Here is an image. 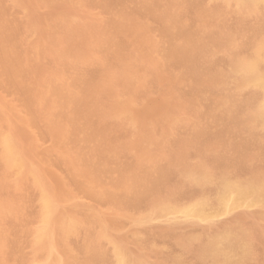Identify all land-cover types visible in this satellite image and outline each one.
I'll return each instance as SVG.
<instances>
[{
	"label": "rangeland",
	"instance_id": "obj_1",
	"mask_svg": "<svg viewBox=\"0 0 264 264\" xmlns=\"http://www.w3.org/2000/svg\"><path fill=\"white\" fill-rule=\"evenodd\" d=\"M263 12L0 0V264H264Z\"/></svg>",
	"mask_w": 264,
	"mask_h": 264
},
{
	"label": "bare ground",
	"instance_id": "obj_2",
	"mask_svg": "<svg viewBox=\"0 0 264 264\" xmlns=\"http://www.w3.org/2000/svg\"><path fill=\"white\" fill-rule=\"evenodd\" d=\"M16 1H17V0H16ZM69 1H70V0H69ZM77 1H78V0H77ZM261 1H262V0H261ZM263 1H264V0H263ZM18 2H19V1H18ZM38 2H39V1H38ZM71 2H72V1H71ZM80 2H81V1H80ZM19 3H20V2H19ZM221 3H222V2H221ZM231 3H232V2H231ZM79 4H80V3H79ZM233 4H234V3H233ZM262 4H263V3H262ZM225 5H226V4H225ZM231 5H232V4H231ZM260 6H261V5H260ZM48 9H49V8H48ZM77 9H80V8H77ZM235 9H236V8H235ZM52 10H53V9H52ZM261 10H262V8H261ZM48 12H49V11H48ZM59 12H60V11H59ZM59 12H57V13H59ZM1 13H2V12H1ZM50 13H51V12H50ZM263 13H264V12H263ZM46 14H47V13H46ZM48 14H49V13H48ZM3 15H4V14H3ZM57 15H58V14H57ZM95 15H96V14H95ZM262 15H263V14H262ZM46 16H47V15H45V17H46ZM49 16H50V15H49ZM240 16H242V14H240ZM252 16H253V15H252ZM257 16H258V15H257ZM0 17H1V16H0ZM61 17H62V16H61ZM260 17H261V16H260ZM263 17H264V16H263ZM4 18H5V17H4ZM47 18H48V16H47ZM58 18H59V17H58ZM256 18H258V17H256ZM0 19H1V18H0ZM54 19H55V18H54ZM56 19H57V18H56ZM261 19H262V17H261ZM75 20H76V19H75ZM77 20H78V19H77ZM262 20H263V19H262ZM2 21H3V20H2ZM61 22H62V21H61ZM263 22H264V21H263ZM3 23H4V22H3ZM74 23H75V22H74ZM259 24H260V23H259ZM259 24H258V25H259ZM1 25H2V24H1ZM48 25H49V24H48ZM48 25H47V26H48ZM67 26H68V25H67ZM255 26H256V25H255ZM41 27H42V26H41ZM48 27H49V26H48ZM261 27H262V26H261ZM28 28H29V27H28ZM69 28H70V27H69ZM256 28H257V27H256ZM0 29H1V28H0ZM10 29H11V28H10ZM32 29H33V28H32ZM254 29H255V28H254ZM257 29H258V28H257ZM262 30H263V29H262ZM9 31H10V30H9ZM259 31H261V30H259ZM50 32H51V31H50ZM53 32H54V31H53ZM253 32H254V31H253ZM0 33H1V32H0ZM13 33H14V32H13ZM39 33H40V32H39ZM40 34H41V33H40ZM40 34H39V35H40ZM141 34H142V33H141ZM141 34H140V35H141ZM145 34H146V33H145ZM145 34H144V35H145ZM263 34H264V33H263ZM0 35H1V34H0ZM7 35H8V34H7ZM14 35H15V34H14ZM258 35H259V34H258ZM250 36H251V35H250ZM252 36H253V35H252ZM260 36H261V35H260ZM2 37H3V36H2ZM8 37H9V35H8ZM10 37H11V36H10ZM12 37H13V36H12ZM42 37H43V36H42ZM141 37H142V36H141ZM4 38H6V37H4ZM13 38H14V37H13ZM62 38H63V37H62ZM135 38H138V37H135ZM10 39H11V38H10ZM32 39H33V38H32ZM189 39H191L190 36H189ZM223 39H224V37H223ZM228 39H229V38H228ZM8 40H9V39H8ZM11 40H12V39H11ZM14 40H15V39H14ZM133 40H134V39H133ZM162 40L164 41V39H162ZM173 40H174V38H173ZM231 40H232V39H231ZM1 41H4V40H1ZM1 41H0V42H1ZM36 41H37V40H36ZM40 41H41V38H40ZM42 41H44V40H42ZM91 41H92V40H91ZM163 41H162V42H163ZM175 41H176V40H175ZM187 41H188V40H187ZM254 41H255V40H254ZM8 42H9V41H8ZM37 42H38V41H37ZM136 42H137V41H136ZM142 42H143V41H142ZM173 42H174V41H173ZM250 42H251V40H250ZM9 43H10V42H9ZM39 43H40V42H39ZM43 43L45 44V42H43ZM43 43H42V45H43ZM58 43H59V42H58ZM90 43H91V42H90ZM143 43H144V42H143ZM143 43H142V44H143ZM160 43H161V42H160ZM160 43H159V44H160ZM163 43H164V42H163ZM251 43H253V42H251ZM32 44H33V43H32ZM35 44H36V43H35ZM40 44H41V43H40ZM56 44H57V43H56ZM62 44H63V43H62ZM142 44H141V45H142ZM156 44H157V43H156ZM159 44H158V45H159ZM161 44H162V43H161ZM33 45H34V44H33ZM154 45H155V44H154ZM184 45H185V44H184ZM8 46H9V45H8ZM13 46H14V44H13ZM13 46H12L11 48H13ZM15 46H16V44H15ZM28 46H30V45H28ZM48 46H50V45L48 44ZM48 46H47V49H48ZM69 46H70V45H69ZM137 46H138V45H137ZM155 46H156V45H155ZM164 46H165V45H164ZM188 46H189V45H188ZM230 46H231V45H230ZM250 46H251V45H250ZM2 47H3V46H2ZM38 47H39V45H38ZM41 47H42V46H41ZM50 47H52V46H50ZM71 47H72V46H71ZM139 47H140V46H139ZM141 47H142V46H141ZM145 47H146V46H145ZM170 47H171V46H170ZM177 47H179V46H177ZM182 47H183V46H182ZM6 48H7V47H6ZM25 48H26V47H25ZM27 48H28V47H27ZM45 48H46V47H45ZM52 48H53V47H52ZM92 48H93V47H92ZM154 48H157V47H154ZM158 48H160V47H158ZM173 48H174V47H173ZM251 48H252V47H251ZM1 49H2V48H1ZM36 49H37V48H36ZM50 49H51V48H50ZM73 49H74V48H73ZM83 49H84V48H83ZM89 49H90V48H89ZM95 49H96V48H95ZM95 49H94V50H95ZM138 49H139V48H138ZM138 49H137V50H138ZM249 49H250V48H249ZM40 50H42V48H41ZM43 50H44V49H43ZM52 50H53V49H52ZM142 50H143V49H142ZM142 50H141V51H142ZM157 50H158V49H157ZM6 51H7V50H6ZM12 51H13V49H12ZM27 51H28V50H27ZM29 51H30V50H29ZM37 51H38V49H37ZM50 51H51V50H50ZM153 51H154V50H153ZM174 51H175V50H174ZM176 51H178V50H176ZM59 52H60V51H59ZM64 52H65V51H64ZM70 52H71V51H70ZM150 52H151V51H150ZM3 53L5 54V51H4ZM8 53H9V51H8ZM10 53H11V52H10ZM10 53H9V54H10ZM13 53H14V51H13ZM24 53H25V52H24ZM29 53H30V52H29ZM56 53H57V52H56ZM144 53H145V52H144ZM153 53H154V52H153ZM161 53H162V52H161ZM246 53H247V52H246ZM33 54H34V53H33ZM52 54H53V53H52ZM147 54H148V53H147ZM157 54H158V53H157ZM162 54H163V53H162ZM162 54H161V55H162ZM189 54H190V53H189ZM189 54H188V56H189ZM249 54H250V53H249ZM249 54H248V55H249ZM13 55H14V54H13ZM137 55H138V54H137ZM148 55H149V54H148ZM155 55H156V54H155ZM184 55H185V53H184ZM1 56H2V55H1ZM7 56H8V55H7ZM7 56H6V57H7ZM9 56H10V55H9ZM58 56H59V55H58ZM95 56H97V55H94V57H95ZM174 56H175V55H174ZM241 56H242V55H241ZM241 56H240V57H241ZM245 56H246V55H245ZM4 57H5V56H4ZM36 57H37V56H36ZM138 57H139V56H138ZM161 57H162V56H161ZM33 58H35V57H33ZM50 58H52V57H50ZM62 58H63V57H62ZM141 58H142V56H141ZM154 58H155V57H154ZM169 58H170V57H169ZM173 58H174V57H173ZM230 58H232V56H231ZM256 58H257V57H256ZM256 58H255V59H256ZM7 59H8V58H7ZM9 59H10V58H9ZM39 59H40V58H39ZM59 59H60V58H59ZM65 59H66V58H65ZM70 59H71V58H70ZM95 59H96V58H95ZM99 59H100V58H99ZM137 59H139V58H137ZM177 59H178V58H177ZM177 59H176V60H177ZM189 59H190V58H189ZM248 59H249V57H248ZM13 60H15V59H13ZM35 60H36V59H35ZM53 60H54V59H53ZM62 60H63V59H62ZM62 60H61V61H62ZM67 60H68V59H67ZM140 60H141V59H140ZM162 60H163V59H162ZM165 60H166V59H165ZM229 60H230V59H229ZM2 61H5V60H2ZM17 61H18V60H17ZM55 61H56V60H55ZM65 61H66V60H65ZM91 61H92V60H91ZM91 61H90V62H91ZM159 61H160V59H159ZM6 62H7V61H5V63H6ZM20 62H21V61H20ZM93 62H94V61H93ZM100 62H101V61H100ZM100 62H99V63H100ZM156 62H157V61H156ZM7 63H8V62H7ZM7 63H6V64H7ZM12 63H13V61H12ZM12 63H10V65H11ZM17 63H18V62H17ZM22 63H23V62H22ZM60 63H61V62H60ZM60 63H59V64H60ZM63 63H64V61H63ZM70 63H71V62H70ZM70 63H69V64H70ZM93 64H94V63H93ZM102 64H103V62H102ZM148 64H149V63H148ZM163 64H164V62H163ZM167 64H168V63H167ZM167 64H166V65H167ZM230 64H231V63H230ZM259 64H260V62H259ZM14 65H15V64H14ZM14 65H12V66H14ZM20 65H21V64H20ZM52 65H53V64H52ZM74 65H75V64H74ZM77 65H78V64H77ZM89 65H90V64H89ZM146 65H147V63H146ZM168 65H169V64H168ZM15 66H16V65H15ZM159 66H160V65H159ZM163 66H164V65H163ZM17 67H18V66H17ZM17 67H16V68H17ZM165 67H166V66H165ZM256 67H257V66H256ZM12 68H13V67H12ZM8 69H10V68H8ZM160 69H161V68H160ZM258 69H259V67H258ZM261 69H262V68H261ZM11 70H12V69H11ZM14 70H15V68H14ZM11 72H13V71H11ZM11 72H10V73H11ZM228 72H229V71H228ZM228 72H226V73H228ZM14 73H15V72H14ZM14 73H13V74H14ZM8 74H9V73H8ZM58 74H59V73H58ZM217 74H218V73H217ZM217 74H216V75H217ZM11 75H12V73H11ZM17 75H18V74H17V72H16V75H15V76H17ZM224 75H225V74H224ZM217 76H218V75H217ZM222 76H223V75H222ZM231 76H232V75H231ZM233 76H234V75H233ZM13 77H14V76H13ZM17 77H18V76H17ZM214 77H215V76H214ZM235 77H236V76H235ZM263 77H264V76H263ZM253 78H254V77H253ZM16 79H17V78H16ZM216 79H218V78H216ZM216 79H215V80H216ZM219 79H220V78H219ZM235 79H236V78H235ZM220 80H221V79H220ZM220 80H219V81H220ZM229 80H230V79H229ZM240 80H241V79H240ZM220 82H221V81H220ZM225 86H226V85H225ZM257 86H258V85H257ZM227 87H228V86H227ZM230 87H231V86H230ZM231 88H232V87H231ZM231 88H230V89H231ZM233 88H234V87H233ZM230 89H229V90H230ZM241 91H242V90H241ZM248 91H249V89H248ZM250 91H252V90H250ZM245 92H247V91H245ZM237 93H238V92H237ZM237 93H236V94H237ZM254 93H255V92H254ZM238 94H239V93H238ZM252 94H253V93H252ZM252 94H251V95H252ZM229 95H230V94H229ZM234 95H235V94H234ZM241 95H242V94H241ZM243 95H244V94H243ZM246 95H247V94H246ZM256 95H257V94H256ZM260 95H261V94H260ZM232 96H233V95H232ZM236 96H237V95H236ZM258 96H259V95H258ZM261 96H262V95H261ZM233 97H234V96H233ZM252 97H253V95H252ZM252 97H251V99H252ZM249 98H250V96H249V94H248V99H249ZM262 98H263V97H261V99H262ZM225 99H226V98H225ZM232 99H233V98H232ZM243 99H244V96H243L242 100H243ZM122 100H123V99H122ZM233 100H234V99H233ZM120 101H121V99H120ZM230 101H231V100H230ZM248 101H249V100H248ZM137 102H138V101H137ZM233 102H235V101H233ZM236 102H238V101H236ZM256 102H257V101H256ZM254 103H255V102H254ZM239 104H242V101H241V103H239ZM245 104H247V103H245ZM245 104H243V105H245ZM250 104H251V102H250ZM250 104L248 103V105H250ZM233 105H234V104H233ZM235 106H236V105H235ZM251 106H252V105H251ZM255 106H256V105H255ZM1 107H3V105H2ZM236 107H237V106H236ZM236 107H235V108H236ZM240 107H241V106H240ZM252 107H253V106H252ZM3 108H4V107H3ZM238 108H239V107H238ZM243 109H244V108H243ZM148 110H149V109H148ZM148 110H147V112H148ZM234 110L237 111L236 109H234ZM234 110H233V111H234ZM250 110H251V109H250ZM250 110H248V111H250ZM60 111H61V110H60ZM229 111H230V109H229ZM233 111H232V112H233ZM243 111H244V110H243ZM237 112H238V111H237ZM237 112H236V113H237ZM233 113H234V112H233ZM146 114H148V113H146ZM155 114H156V113H155ZM244 114H245V113H244ZM246 114H247V113H246ZM246 114H245V115H246ZM149 115H151V114H149ZM151 116H153V115H151ZM159 116H160V115H159ZM163 116H164V114H163ZM234 116H235V115H234ZM234 116H233V117H234ZM236 116H237V115H236ZM248 116H249V115H248ZM248 116H247V118H249ZM238 118H239V117H238ZM238 118H237L236 120H238ZM257 118H258V117H257ZM126 120H127V119H126ZM249 121H250V120H249ZM259 121H260V120H259ZM240 122H242V121L240 120ZM261 122H262V121H261ZM232 123H233V122H232ZM257 123H258V120H257ZM142 124H143V123H142ZM240 125H241V123H240ZM258 125H259V124H258ZM232 127H233V126H232ZM234 127H235V126H234ZM238 127H239V126H238ZM236 128H237V127H236ZM250 128H251V127H250ZM237 129H238V128H237ZM257 129H258V128H257ZM259 132H260V131H259ZM259 132H258V133H259ZM253 133H255V132H253ZM193 134H195V132H194ZM196 134H197V133H196ZM198 134H199V133H198ZM254 135H255V134H254ZM258 135H260V134H258ZM12 138L14 139L15 137H12ZM15 139H16V138H15ZM158 139H159V138H158ZM16 144H17V142H16ZM21 148H22V147H21ZM21 148H20V149H21ZM22 149H23V148H22ZM22 149H21V150H22ZM18 150H19V148H18ZM19 151H20V150H19ZM22 151H23V150H22ZM23 152H24V151H23ZM20 153H21V152H20ZM142 153H143V152H142ZM144 153H145V152H144ZM146 153H147V152H146ZM21 154H22V153H21ZM24 154H25V153H24ZM151 157H152V156H151ZM216 157H217V156H216ZM217 158H218V157H217ZM26 159H27V158H26ZM185 159H186V158H185ZM149 160H150V159H149ZM206 160H207V159H206ZM215 160H216V159H215ZM17 161H18V160H17ZM156 161H157V160H156ZM196 161H197V160H196ZM8 162H9V161H8ZM154 162H155V161H154ZM185 162H186V161H185ZM201 162H202V161H201ZM201 162H199V163H201ZM197 163H198V162H197ZM199 163H198V164H199ZM207 163H208V162H207ZM213 163H214V162H213ZM142 164H143V163H142ZM203 164H204V163H203ZM217 164H218V163H217ZM158 165H159V164H158ZM201 165H202V164H201ZM201 165H200V166H201ZM218 165H219V164H218ZM231 165H232V164H231ZM245 165H246V164H245ZM229 166H230V165H229ZM179 167H180V166H179ZM211 167H213V166H211ZM230 167H231V166H230ZM230 167H229V168H230ZM197 168H198V166H197ZM207 168H209V167L207 166ZM207 168H206V169H207ZM222 168H223V167H222ZM226 168H227V167H226ZM82 169H83V168H82ZM82 169H81V170H82ZM186 169H187V168H186ZM209 169H210V168H209ZM214 169H215V167H214ZM227 169H228V168H227ZM181 170H182V169H181ZM224 170H225V169H224ZM233 170H234V169H233ZM241 170H242V169H241ZM35 171H36V170H35ZM86 171H87V170H86ZM194 171H195V170H194ZM81 172H83V171H81ZM181 172H182V171H181ZM187 172H188V171H187ZM219 172H220V171H219ZM219 172H216V173H219ZM230 172H232V171H230ZM238 172H239V171H238ZM255 172H256V171H255ZM89 173H90V172H89ZM89 173H88V174H89ZM92 173H93V172H92ZM182 173H183V172H182ZM185 173H186V172H185ZM196 173H197V172H196ZM240 173H241V172H240ZM258 173H259V172H258ZM77 174H78V173H77ZM85 174H87V173H85ZM234 174H235V173H234ZM241 174H242V173H241ZM154 175H155V174H154ZM163 175H164V174H163ZM231 175H232V174H231ZM251 175H252V174H251ZM85 176H86V175H85ZM205 176H206V175H205ZM219 176H220V175H219ZM224 176H225V175H224ZM233 176H234V175H233ZM240 176L243 177V175H240ZM258 176H259V175H258ZM86 177H87V176H86ZM86 177H84V178H86ZM198 177H200V176H198ZM203 177H204V176H203ZM89 178H90V177H89ZM91 178H92V177H91ZM219 178H221V177H219ZM239 178H240V177H239ZM251 178H252V177H251ZM95 179H96V178H95ZM95 179H94V180H95ZM204 179H205V178H204ZM90 180H91V179H90ZM249 180H250V179H249ZM253 180H254V179H253ZM87 181H88V180H87ZM250 181H251V180H250ZM83 182H84V181H83ZM186 182H188V181H186ZM213 182H214V181H213ZM220 182H221V181H220ZM230 182H231V181H230ZM242 182H243V181H242ZM196 183H197V182H196ZM218 183H219V181H218ZM218 183H217V186L219 185ZM237 183H239V182H237ZM188 184H189V183H188ZM225 184H226V183H225ZM240 184H241V183H240ZM240 184H239V185H240ZM243 184H245V183H243ZM201 185H202V184H201ZM229 185H230V184H229ZM232 185H233V184H232ZM241 185H242V184H241ZM241 185H240V186H241ZM259 185H260V184H259ZM261 185H262V184H261ZM197 186H198V185H197ZM40 187H41V186H40ZM202 187H203V185H202ZM208 187H209V186H208ZM211 187H212V186H211ZM223 187H224V186H223ZM235 187H236V186H235ZM250 187H251V186H250ZM255 187H256V186H255ZM84 188H86V187H84ZM131 188L134 189L133 186H132ZM196 188H198V187H196ZM203 188H204V187H203ZM206 188H207V187H206ZM231 188H232V186H231ZM237 188H238V186H237ZM239 188H240V187H239ZM132 189H131V190H132ZM210 189H211V188H210ZM254 189H255V188H254ZM47 190H48V188H47ZM125 190H126V189H125ZM142 190H143V189H142ZM201 190H202V189H201ZM226 190H227V189H226ZM234 190H235V189H234ZM242 190H243V189H242ZM257 190H259V188H258ZM49 191H50V190H49ZM92 191H93V190H92ZM133 191H134V190H133ZM149 191H150V190H149ZM246 191H247V190H246ZM45 192H46V191H45ZM51 192H52V191H51ZM51 192H50V193H51ZM205 192H206V191H205ZM248 192H249V191H248ZM253 192H254V191H253ZM255 192H256V190H255ZM47 193H48V192H47ZM55 193H56V192H55ZM97 193H98V192H97ZM102 193H103V192H101V194H102ZM131 193H132V192H131ZM142 193H143V192H142ZM193 193H194V192H193ZM222 193H223V192L219 193V194H221V195H219V197H218V199H217V203H218L219 207L224 206V205L227 203L228 199H230V194H229L230 192H229V193L226 192V194H222ZM224 193H225V191H224ZM232 193H233V192H232ZM260 193H261V192H260ZM53 194H54V192H53ZM92 194H93V193H92ZM95 194H96V193H95ZM104 194H105V193H104ZM109 194H110V193H109ZM136 194H137V193H136ZM160 194H161V193H160ZM172 194H173V192H172ZM178 194H179V192H178ZM185 194H186V193H185ZM202 194H203V193H202ZM107 195H108V194H107ZM133 195H134V194H133ZM154 195H155V194H154ZM176 195H177V194H176ZM179 195H180V194H179ZM204 195H206V194H204ZM215 195H217V194H215ZM231 195H232V194H231ZM259 195H260V194H259ZM101 196H102V195H101ZM104 196H105V195H104ZM135 196H136V195H135ZM166 196H167V195H166ZM174 196H175V195H174ZM194 196H196V194H194ZM202 196H203V195H202ZM210 196H211V195H210ZM212 196H214V195H212ZM238 196H239V194H238ZM242 196H246V195H244V192H243V195H242ZM256 196H257V195H256ZM56 197H57V195H56ZM97 197H98V196H97ZM171 197H172V196H171ZM175 197H176V196H175ZM178 197H180V196H178ZM191 197H192V196H191ZM234 197H235V196H234ZM236 197H237V196H236ZM246 197H247V196H246ZM53 198H54V197H53ZM124 198H125V197H124ZM163 198H164V197H163ZM166 198H167V197H166ZM180 198H182V197H180ZM195 198H196V197H195ZM231 198H232V197H231ZM258 198H259V197H258ZM176 199H177V198H176ZM190 199H191V198H190ZM213 199H214V198H213ZM251 199H252V198H251ZM251 199H250V200H251ZM259 199H260V198H259ZM43 200H44V199H43ZM50 200H51V199H50ZM155 200H156V198H155ZM173 200H174V199H172V201H173ZM230 200H231V199H230ZM236 200H237V199H236ZM239 200H240V199H239ZM239 200L237 201V203L239 202ZM248 200H249V199H248ZM257 200H258V199H257ZM262 200H263V199H262ZM262 200H261V201H262ZM137 201H138V200H137ZM151 201H152V200H151ZM172 201H171V202H172ZM175 201H176V200H175ZM179 201H180V200H179ZM201 201H202V200H201ZM203 201H205V200H203ZM203 201H202V202H203ZM212 201H213V200H212ZM253 201H254V200H253ZM253 201H252V203H253ZM263 201H264V200H263ZM42 202H43V201H42ZM45 202H46V201H45ZM45 202H44V203H45ZM52 202H53V201H52ZM58 202H59V201H58ZM153 202H154V201H153ZM156 202H157V201H156ZM231 202H232V201H231ZM234 202H235V200H234ZM242 202H243V201H242ZM259 202H260V201H259ZM136 203H137V202H136ZM151 203H152V202H151ZM174 203H175V202H174ZM183 203H184V202H183ZM244 203H245V202H244ZM248 203H249V202H248ZM263 203H264V202H263ZM147 204H148V203H147ZM177 204H179V202H178ZM181 204H182V203H181ZM181 204H180V205H181ZM185 204H186V203H185ZM211 204H212V202H211ZM46 205H47V204H46ZM54 205H55V204H54ZM60 205H61V204H60ZM152 205H154V204H152ZM155 205H156V204H155ZM209 205H210V204H209ZM213 205H214V204H213ZM228 205H229V204H228ZM243 205H244V204H243ZM243 205H242V206H243ZM42 206H43V205H42ZM148 206H149V205H148ZM158 206H159V205H158ZM158 206H157V207H158ZM182 206H183V205H182ZM237 206H238V205H237ZM237 206H236V207H237ZM246 206H247V205H246ZM250 206H252V205H250ZM254 206H255V204H254ZM260 206H261V205H260ZM47 207H48V206H47ZM56 207H57V206H56ZM150 207H151V206H150ZM154 207H155V206H153L152 208H154ZM211 207H212V206H211ZM228 207H229V206H228ZM232 207H233V206H232ZM239 207H240V206H239ZM48 208H49V207H48ZM54 208H55V207H54ZM172 208H173V207H172ZM199 208H200V207H199ZM237 208H238V207H237ZM245 208H246V207H245ZM247 208H250V207L247 206ZM262 208H263V207H262ZM262 208H261L260 210H262ZM51 209H52V208H51ZM156 209H157V208H156ZM214 209H215V208H214ZM216 209H217V208H216ZM258 209H259V208H258ZM53 210H54V209H53ZM55 210H56V209H55ZM146 210H147V209H146ZM149 210H150V209H149ZM157 210H158V209H157ZM188 210H189V209H188ZM47 211H48V210H47ZM232 211H233V210H232ZM258 211H259V210H258ZM263 211H264V210H263ZM51 212H52V211H51ZM51 212H50V215H51ZM53 212H54V211H53ZM142 212H143V211H142ZM144 212H145V209H144ZM219 212H220V210H219ZM221 212H222V211H221ZM233 212H234V211H233ZM154 213H155V212H153V214H154ZM227 213H228V212H227ZM227 213H225V214H226L227 217H228V216H229V215H228L229 213H228V214H227ZM235 213H236V211H235ZM244 213H245V212H244ZM46 214H47V213H46ZM178 214H179V213H178ZM180 214H181V213H180ZM233 214H234V213H233ZM171 215H172V214H171ZM181 215H182V214H181ZM183 215H184V214H183ZM195 215H196V214H195ZM242 215H243V214H242ZM253 215H254V213H253ZM66 216H67V214H66ZM173 216H174V215H173ZM223 216H224V215H223ZM248 216H249V213H248ZM251 216H252V213H251ZM188 218H189V217H188ZM191 218L193 219L194 217H191ZM191 218H189V219H191ZM195 218H196V217H195ZM219 218H220V217H219ZM225 218H226V217H225ZM52 219H53V218H52ZM61 219H62V217H61ZM181 219H182V218H181ZM181 219H180V220H181ZM184 219H185V218H184ZM223 219H224V218L220 219L221 222H223V221H222ZM229 219H230V218H229ZM160 220H161V219H160ZM162 220H163V219H162ZM198 220H199V219H198ZM206 220H207V219H206ZM209 220H210V219H209ZM213 220H214V219H213ZM217 220H218V219H217ZM150 221H151V220H150ZM152 221H153V220H152ZM167 221H168V219H167ZM200 221H201V220H200ZM200 221H199V222H200ZM214 221H216V220H214ZM218 221H219V220H218ZM218 221H217V222H218ZM58 222H59V221H58ZM58 222H57V223H58ZM60 222H61V221H60ZM154 222H155V221H154ZM160 222H162V221H160ZM190 222H191V221H190ZM205 222H206V221H205ZM229 222H230V221H229ZM173 223H174V221H173ZM173 223H171V224H173ZM178 223H179V222H178ZM183 223H184V221H183ZM183 223H182V224H183ZM185 223H186V222H185ZM200 223H201V222H200ZM150 224H152V223L150 222ZM191 224H192V223H191ZM195 224H197V223H195ZM198 224H199V223H198ZM204 224H205V223H204ZM211 224H212V222H211ZM218 224H219V222H218ZM218 224H217V225H218ZM221 224H223V223H221ZM231 224H232V223H231ZM148 225H149V224H148ZM238 225H239V224H238ZM222 226H223V225H222ZM232 226H233V225H232ZM51 227H52V226H51ZM54 227H55V225H54ZM59 227H60V226H59ZM219 227H220V226H219ZM230 227H231V226H230ZM234 227H235V226H234ZM237 227H238V226H237ZM242 227H243V225H242ZM248 227H249V226H248ZM220 228H221V227H220ZM220 228H219V229H220ZM240 228H241V227H240ZM104 229H105V228H104ZM205 229H206V228H205ZM223 229H225V228H223ZM233 229H235V228H233ZM248 229H249V228H248ZM50 230H51V228H50ZM226 230H228V229H226ZM242 230H243V229H242ZM59 231H60V230H59ZM203 231H204V230H203ZM211 231H213V230H211ZM237 231H238V230H237ZM216 232H217V230H216ZM219 232H221V231L219 230ZM226 232H227V231H226ZM54 233H55V232H54ZM213 233H214V232H213ZM232 233H233V231H232ZM240 233H241V232H240ZM204 234H205V233H204ZM209 234H210V233H209ZM214 234H215V233H214ZM47 235H48V234H47ZM47 235H46V236H47ZM249 235H250V233H249ZM204 236H205V235H204ZM214 236H215V235H214ZM223 236H224V235H223ZM225 236H226V235H225ZM230 236H232V234H230ZM233 236H234V235H233ZM251 236H252V235H251ZM212 237H213V236H212ZM227 237H228V236H227ZM188 238H189V237H188ZM202 238H203V237H202ZM204 238H205V237H204ZM224 238H225V237H224ZM224 238H223V239H224ZM229 238H231V237H229ZM229 238H228V239H229ZM49 239H50V238H49ZM206 239H207V238H206ZM206 239H205V240H206ZM212 239L214 240V238H212ZM252 239H253V238H252ZM221 240H222V239H221ZM221 240H220V241H221ZM232 240H233V239H232ZM239 240H240V239H239ZM250 240H251V239H250ZM201 241H202V240H201ZM214 241H215V240H214ZM214 241H210V242H214ZM218 241H219V240H218ZM218 241H217V242H218ZM220 241H219V243H220ZM210 242H209V243H210ZM243 242H244V241H243ZM243 242H242V243H243ZM248 242H249V241H248ZM203 243H204V242H203ZM207 243H208V242H207ZM235 243H236V242H235ZM201 244H202V242H201ZM244 244H245V243H244ZM251 244H252V243H251ZM251 244H249V245H251ZM213 245H214V244H213ZM223 245H224V244H223ZM232 245H233V244H232ZM246 245H247V243H246ZM252 245H253V244H252ZM252 245H251V246H252ZM202 246H203V245H202ZM211 246H212V245H211ZM239 246H240V245H239ZM205 247H208V245L205 246ZM216 247H217V246H216ZM216 247H214V248H216ZM230 247H231V246H230ZM241 247H242V246H241ZM202 248H203V247H202ZM234 249H235V248H234ZM210 250H211V249H210ZM215 250H216V249H215ZM236 250H237V248H236ZM198 251H199V249H198ZM200 251H201V250H200ZM229 251H230V250H229ZM233 251H234V250H233ZM245 251H246V250H245ZM252 251H253V250H252ZM252 251H251V252H252ZM113 252H114V251H113ZM226 252H227V251H226ZM240 252H241V251H240ZM251 252H250V253H251ZM253 252H254V251H253ZM253 252H252V253H253ZM118 253H119V252H118ZM200 253H201V252H200ZM113 254H114V253H113ZM135 254H136V253H135ZM221 254H222V253H221ZM201 255H202V254H201ZM224 255H225V254H224ZM234 255H236V252H235ZM217 256H218V255H217ZM227 256H228V254H227ZM243 256H244V255H243ZM231 257H232V255H231ZM240 257H241V256H240ZM240 257H239V258H240ZM250 257H251V255H250ZM51 258H52V257H51ZM144 258H145V257H144ZM220 258H222V257L220 256ZM223 258H224V257H223ZM239 258H238V259H239ZM99 259H100V258H99ZM198 259H200V258H198ZM251 259H252V258H251ZM251 259H250V260H251ZM183 260H184V259H183ZM220 260H221V259H220ZM234 260H235V259H234ZM100 261H101V260H100ZM114 261H115V260H114ZM131 261H132V260H131ZM139 261H140V260H139ZM221 261H222V260H221ZM230 261H232V260H230ZM241 261H242V259H241ZM101 262H102V261H101ZM172 262H174V261H172ZM178 262H179V261H178ZM184 262H185V261H184ZM210 262H211V261H210ZM223 262H224V260H223ZM234 262H235V261H234ZM146 263H147V261H146ZM181 263H182V262H181ZM208 263H209V262H208ZM226 263H227V262H226ZM243 263H244V262H243ZM251 263H252V262H251ZM38 264H39V263H38ZM172 264H173V263H172ZM199 264H200V263H199ZM231 264H232V263H231ZM248 264H250V263L248 262Z\"/></svg>",
	"mask_w": 264,
	"mask_h": 264
}]
</instances>
